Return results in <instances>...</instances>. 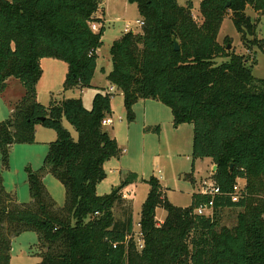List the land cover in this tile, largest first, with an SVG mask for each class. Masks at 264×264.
<instances>
[{
    "label": "trees",
    "instance_id": "16d2710c",
    "mask_svg": "<svg viewBox=\"0 0 264 264\" xmlns=\"http://www.w3.org/2000/svg\"><path fill=\"white\" fill-rule=\"evenodd\" d=\"M128 1L138 5L143 30L124 32L113 42L107 80L118 91L99 87L88 109L81 97L44 105L37 84L42 60L55 58L68 65L65 92L93 87L105 25L96 32L92 23H102L96 15L102 0H0V93L10 78L24 87L10 117L0 122V264H10L11 236L25 231L41 235L38 264H264V79L253 74L248 57L218 40L228 10L242 39L254 36L257 22L246 9L264 13V0H202L201 23L194 19L190 0L186 5ZM174 37L180 50H175ZM251 43L264 50V38ZM118 92L129 121L135 120L137 102L152 99L171 109L175 127L192 124L193 171L198 158L212 159L217 166L212 178L221 191L214 214H198L210 195L193 193L192 204L184 208L168 200L157 177L143 179L150 191L139 222L141 251L134 243L133 202L122 193L137 174L130 172L108 194L97 193L107 177L105 163L121 156L117 140L103 125ZM64 119L76 129L77 139ZM37 125L55 130L57 139L39 170L27 167L32 201L21 203L4 188L2 173L14 144L35 142ZM154 130L159 134L161 127ZM47 173L66 188V202L57 210L43 181ZM238 179L246 185L233 201ZM123 203L118 219L115 208ZM159 207L167 211L161 225ZM224 208L243 209L233 227L217 219Z\"/></svg>",
    "mask_w": 264,
    "mask_h": 264
},
{
    "label": "rangeland",
    "instance_id": "374dc122",
    "mask_svg": "<svg viewBox=\"0 0 264 264\" xmlns=\"http://www.w3.org/2000/svg\"><path fill=\"white\" fill-rule=\"evenodd\" d=\"M187 1L189 0H179V4L186 5ZM190 1L194 5V19L201 23L203 21L200 14V3L202 0ZM103 2L105 3H101L100 9L96 14L98 18H101L102 23L96 22L97 30L95 31L98 32L102 24L105 25L104 45L99 49L98 64L100 70L105 67L109 71L112 68L110 47L113 42L121 37L124 30L126 31L128 24H130L133 32L142 31L143 27L136 24V21H144V19L136 3H130L128 0H104ZM103 4L107 9L106 14ZM246 13L251 17L252 21L257 22L254 36L248 33L247 42H245L232 19L233 11L228 10L221 24L218 40L220 43L231 44L232 48L229 51H235L248 57L249 63L254 64L253 74L257 78L264 79V50L253 46L251 43L254 38H264V13L255 11L250 6L247 7ZM41 65L42 75L37 84V98L40 103L49 105L53 99L60 101L64 98L82 97V100L88 104V107H85L88 109L92 108L97 88L91 87L84 90L75 88L66 92L63 90L68 72V65L65 61L55 58H44ZM100 70L97 71L96 82L101 86L100 88H103V86H108L109 84L107 78ZM18 89L21 90V93L18 92ZM116 91H118L117 88L114 92ZM19 94H21L19 98L9 103L8 99L16 98ZM23 94L24 87L18 79L13 78L10 83L8 82L6 90L0 93V122L10 117L12 113L9 115L8 106H14ZM90 98L91 101H89ZM112 105L114 109L112 114L114 124L107 126L106 130L117 139L121 148V156L112 158L105 163L107 177L98 184L97 193L100 195L110 193L114 188L119 187L122 180L131 177L129 173L133 171V173L138 174L136 181L139 178L149 179L152 176L157 177L159 180L161 179V182L166 185L168 200L176 206L189 207L193 202L192 193L196 190L193 178L200 182L201 179L207 178L209 174L212 176L214 173V169L210 170L209 159L205 158L196 160L193 171L192 147L194 130L192 124L183 123L175 127L171 109L156 100H149L146 105L142 100L137 102L134 105V121H129L127 118V109L121 93L118 92L113 95ZM63 125L75 139L78 138V133L70 122L64 119ZM156 126L161 127L159 134L154 130ZM146 128L151 129L145 131ZM41 129L47 135L42 134ZM56 139L57 133L55 130L37 125L35 142L17 143L12 146L9 167L3 171L2 175L4 188L6 191L13 193L17 201L21 203L32 201L27 167L39 170L44 165L50 143ZM124 149L126 150L125 152L123 151ZM140 179L138 182L134 180L133 182L137 184L132 186L134 193L133 221L136 232L134 243L138 251H141L144 246L139 222L143 203L147 192L150 191V186L145 184V182H140ZM43 181L55 202L56 207L54 206L53 210L63 207L66 202V188L62 182L50 173L45 174ZM238 185L243 188L246 185V181L238 179ZM122 193L124 195V190ZM198 193L200 192L198 191ZM124 197L127 199L125 195ZM124 207L126 205L123 203L115 208V215L118 219L122 217ZM242 211V208H224L217 211V219L221 226L233 227L237 223L238 214ZM214 212V210L208 211L207 215H213ZM166 217V209L159 207L156 213L158 224L161 225L160 221H164ZM11 239L10 264H38L41 262L40 253L42 250L39 247L41 235L38 232L25 231L17 236L12 235Z\"/></svg>",
    "mask_w": 264,
    "mask_h": 264
},
{
    "label": "built area",
    "instance_id": "2783aa9c",
    "mask_svg": "<svg viewBox=\"0 0 264 264\" xmlns=\"http://www.w3.org/2000/svg\"><path fill=\"white\" fill-rule=\"evenodd\" d=\"M136 24L143 26L145 24V22L143 20H137ZM92 29L95 31L97 30V23H92ZM129 31H133L130 27V24H128L126 26V32ZM116 87L112 86L108 89L109 92H114ZM113 123V120L111 117H106L103 120V125L104 126H108L111 125ZM200 193L203 194H208L211 196V199L209 201V203L205 206H201L198 209H196V213L198 214H206L208 211H213V206H214V199L217 195H219L221 193L220 188L218 186V184L215 182V180L212 178V176L210 178H207L205 180L202 181L201 186H200ZM233 193L231 194L232 200L233 201H238L241 198V194H242V188L237 184H235L234 188H233ZM136 234V232H135ZM130 237H128L129 240Z\"/></svg>",
    "mask_w": 264,
    "mask_h": 264
},
{
    "label": "crops",
    "instance_id": "0c3cea01",
    "mask_svg": "<svg viewBox=\"0 0 264 264\" xmlns=\"http://www.w3.org/2000/svg\"><path fill=\"white\" fill-rule=\"evenodd\" d=\"M104 1V0H103ZM102 1V3H105V2H103ZM103 8L105 9V14H106V6L103 4ZM124 32H126L125 30H124ZM123 32V33H124ZM220 42V41H219ZM97 64H98V62H97ZM112 69V68H111ZM111 69L108 71L105 67H103L101 70L99 69V64L97 65V69H96V72H95V76H94V78H93V81H92V83H93V87H95V88H99V87H101V86H99L98 84H97V82H96V80H97V71L98 70H100L101 72H103V74H104V76H105V78H107V74L111 71ZM13 80V78H10L9 79V83L11 82ZM107 82H108V86H103V88H106V89H109L110 87H112L111 86V84L109 83V81L107 80ZM17 84V83H16ZM18 86V85H17ZM96 90V89H95ZM115 90H116V88H115ZM18 92L19 93H21V90L20 89H18ZM95 92H97V90L95 91ZM96 94V93H95ZM21 96V94H19L18 96H16V98H10V99H8V101H9V103H10V101H14V100H16L17 98H19ZM82 98V97H81ZM149 100H152V99H145V100H142L143 102H144V104L146 105V102L147 101H149ZM89 101H91V98L89 99ZM83 103H84V105L86 106V107H88V104L86 103V102H84L83 101ZM11 105V104H10ZM111 105H112V103H111ZM13 112V106H8V113H9V115L11 114ZM113 112H114V109H113V105H112V114H113ZM112 114L111 115H109V117H111L112 118V120H113V123L112 124H114V119H113V117H112ZM111 124V125H112ZM109 126V125H108ZM105 127V129L107 128V126H104ZM39 128V127H38ZM37 128V129H38ZM42 130V129H41ZM41 133L42 134H46L47 135V133H44L43 132V130L41 131ZM110 134V133H109ZM112 136V135H111ZM113 137V136H112ZM115 138V137H114ZM116 139V138H115ZM117 140V139H116ZM119 145V144H118ZM120 147V146H119ZM124 152L126 151L125 149L123 150ZM122 159V158H121ZM120 159V160H121ZM205 159H209V164H210V170L212 171V169H214L215 168V164L213 163V161H212V159H210V158H205ZM121 171H123V170H121ZM132 171V170H131ZM215 171V170H214ZM133 172V171H132ZM211 173V172H210ZM137 174V173H136ZM138 175V174H137ZM211 177V174H209V176L207 177V178H210ZM207 178H205V179H207ZM140 179V178H139ZM138 179V180H139ZM143 179L144 180H146V178H141L140 179V182H144L143 181ZM195 179V187H196V190H194L193 191V193H198V191H199V186H201V183H202V181L203 180H205V179H201V181L199 182V181H197L196 180V178H194ZM138 180L136 181V182H138ZM134 183V182H132L130 185H128L127 187H125L123 190H124V195L126 196V198L128 199V200H131L132 202H133V206H134V200H133V190H132V186H134V185H136L137 183ZM160 182H161V179H160ZM145 184H147L146 182H145ZM161 184H162V186L164 187V188H166V185L165 184H163L162 182H161ZM122 190V191H123ZM150 190V189H149ZM149 192V191H148ZM148 192H147V195H148ZM129 193H131V194H129ZM193 193H192V195H193ZM123 195V196H124ZM131 196V197H130ZM125 198V197H124ZM146 198H147V196H146ZM146 200V199H145ZM161 223H163L164 221H160Z\"/></svg>",
    "mask_w": 264,
    "mask_h": 264
},
{
    "label": "water",
    "instance_id": "95a60500",
    "mask_svg": "<svg viewBox=\"0 0 264 264\" xmlns=\"http://www.w3.org/2000/svg\"><path fill=\"white\" fill-rule=\"evenodd\" d=\"M230 5V3H228V6ZM174 44H175V50H180V43L178 41V39L176 37L173 38ZM232 48V45L229 44L227 46V49L230 50ZM217 169V166H215L214 170Z\"/></svg>",
    "mask_w": 264,
    "mask_h": 264
}]
</instances>
